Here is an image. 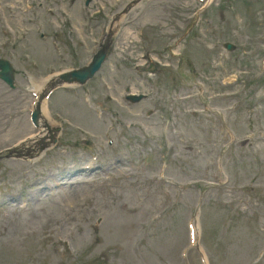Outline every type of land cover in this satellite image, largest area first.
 I'll list each match as a JSON object with an SVG mask.
<instances>
[{"label":"rangeland","instance_id":"1","mask_svg":"<svg viewBox=\"0 0 264 264\" xmlns=\"http://www.w3.org/2000/svg\"><path fill=\"white\" fill-rule=\"evenodd\" d=\"M86 1L0 0V57L18 70L15 90L0 81V153L34 131L27 114L32 82L86 65L129 3ZM120 22L97 78L51 100L50 114L65 127L58 150L35 165L16 159V150L0 158V264H181L182 233L202 189L215 264H245L256 250L248 251L250 241H257L246 215L232 218L223 190L202 187L219 130L224 137L230 128L251 146L264 135V0H211L205 7L144 0ZM227 43L236 50L226 51ZM151 56L160 63L147 68ZM129 94L146 98L132 104ZM94 109H102V121ZM109 127L112 148L103 135ZM256 147L223 153L236 184L232 199L262 178L254 160L264 146ZM92 156L99 173L89 176L92 185L86 177L59 186L49 179ZM119 159L121 171L114 168ZM38 179H47L48 191ZM13 198L3 214L2 204Z\"/></svg>","mask_w":264,"mask_h":264},{"label":"bare ground","instance_id":"2","mask_svg":"<svg viewBox=\"0 0 264 264\" xmlns=\"http://www.w3.org/2000/svg\"><path fill=\"white\" fill-rule=\"evenodd\" d=\"M118 24H114L112 27H111V30L115 29L117 27ZM46 116H48V114L46 113L44 116L41 117V122L43 121V123H47V118ZM45 128H47L48 131H51V129L48 127V126H45ZM39 145V144H38ZM63 182H67V181H63Z\"/></svg>","mask_w":264,"mask_h":264}]
</instances>
